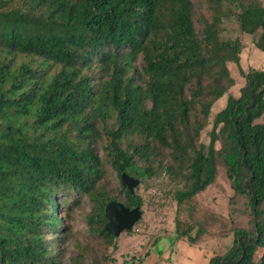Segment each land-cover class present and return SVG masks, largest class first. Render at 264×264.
Segmentation results:
<instances>
[{
	"label": "trees",
	"instance_id": "trees-1",
	"mask_svg": "<svg viewBox=\"0 0 264 264\" xmlns=\"http://www.w3.org/2000/svg\"><path fill=\"white\" fill-rule=\"evenodd\" d=\"M242 34L264 50L260 0H0V264H97L82 250L115 246L105 204L142 210L126 170L180 206L218 160L249 219L205 264H264V68L240 66ZM85 200L89 238L65 259ZM204 232L175 218L176 238Z\"/></svg>",
	"mask_w": 264,
	"mask_h": 264
},
{
	"label": "rangeland",
	"instance_id": "rangeland-1",
	"mask_svg": "<svg viewBox=\"0 0 264 264\" xmlns=\"http://www.w3.org/2000/svg\"><path fill=\"white\" fill-rule=\"evenodd\" d=\"M260 2L264 5V0ZM227 27L225 34H235L236 26L233 23ZM258 36L241 35L243 48L240 66L244 71L249 67L264 68V50L257 48L254 42ZM229 68L235 79L230 93L237 96L244 78L237 65L230 63ZM225 97L215 103L213 112L225 104ZM106 184L108 189L116 192L117 179L113 174L108 175ZM162 191L153 186L144 188L141 180L135 188V193L143 200V214L139 223L133 227V231L122 232L116 237L115 246L106 250L104 255L100 242L91 239L88 250H82L86 261L92 258L97 264H205L213 253L222 252L231 244L235 227H242L248 222L246 199L232 188L226 167L220 160L216 180L182 205L177 206L173 195ZM87 211L89 206L85 200L73 210L71 219L64 218L66 227L72 230L70 240L64 244L65 259L81 251L80 245L86 242L88 234L84 215ZM176 217L201 224L205 229L204 234L195 243H190L186 238H176ZM105 255H108V260H105Z\"/></svg>",
	"mask_w": 264,
	"mask_h": 264
},
{
	"label": "water",
	"instance_id": "water-1",
	"mask_svg": "<svg viewBox=\"0 0 264 264\" xmlns=\"http://www.w3.org/2000/svg\"><path fill=\"white\" fill-rule=\"evenodd\" d=\"M123 180L131 192L141 182L138 171L128 169L123 173ZM104 216L106 218L105 229L118 237L123 231L130 230L134 224L142 217V210L138 205L129 207L120 201L111 200L104 206Z\"/></svg>",
	"mask_w": 264,
	"mask_h": 264
}]
</instances>
